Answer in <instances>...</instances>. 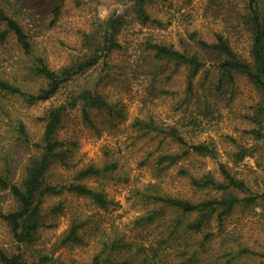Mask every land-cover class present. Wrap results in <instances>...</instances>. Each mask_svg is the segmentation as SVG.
<instances>
[{"label": "rangeland", "instance_id": "1", "mask_svg": "<svg viewBox=\"0 0 264 264\" xmlns=\"http://www.w3.org/2000/svg\"><path fill=\"white\" fill-rule=\"evenodd\" d=\"M14 1L18 8L21 7L22 20L31 28L30 33L37 47L44 50L47 63L54 69L82 56L85 50L80 44L83 33L96 29L112 14H121L126 19L118 35L122 48L113 51L107 60L110 65L123 67L122 71H117L115 76L113 73L106 74L104 65L100 62L75 79L72 84L77 88L73 85L68 87L78 90L94 87L102 91L109 101L122 109L124 117L111 118L103 112L94 111L91 121L94 126L91 127L82 122L78 111L67 112L59 136L70 142L71 150L66 164L54 163L47 173V181L68 182L78 169L87 164L101 166L106 160L114 159L120 166L119 175L117 173L113 178L85 177L81 182L101 187L115 203L101 209L72 192L48 196L43 202V209L51 226L40 228L35 241L22 246L24 258L28 262H37L41 256H47L46 262L39 264L90 263L93 254L99 249L97 235L93 236L94 233L86 236L82 245H59L61 236L68 229L71 215L78 212L81 216L98 222L106 233L116 227L124 234L125 240L140 242L146 247L158 246L159 241L173 231L167 244V250L171 254L168 258L170 261L175 256L172 248L180 247L176 249L182 248L186 252L195 253L193 260H198L199 264H222L228 259L229 264H264L263 201L235 205L225 216L224 226L220 230L213 218L200 231L192 232L185 230L182 224L175 228L173 221L193 220L196 216L194 212L181 214L171 207L146 198L149 195L145 194L148 192L153 196L158 191L159 194L190 197L194 201L220 195L214 189L192 188L189 177L209 172L220 179L218 162L230 166L236 177L245 181L249 191L264 192V137L254 139L244 131L254 126L244 115L252 114L257 105L264 106V96L242 75H235L231 83L225 80L221 88L215 90L213 83L219 78L212 67L215 55L198 50L186 40L192 30H196L198 36L207 40L211 39L214 31L221 30L229 36L233 46L250 60V34L241 24V16L248 12V0H151L146 8L151 18L157 19L159 24H140L134 20L132 0ZM148 35L177 48H180V42L183 41L204 62L205 69L193 79L196 94L187 97L189 103L185 114L187 117L196 115L200 127H193L194 133L187 138L190 141L214 140L218 149L215 159L193 158L192 161H181L160 171L151 162V156L146 162L140 163L143 154L154 148L156 143L148 137L138 135V130L131 126L133 120L151 116L155 121L161 119L173 122L181 114L180 107L185 105L184 68L180 67L175 71L173 64L152 66V57L142 49V41ZM0 52L4 58L1 62L2 70L12 76L8 72L16 68L18 49L9 43L0 46ZM203 93H206L205 99L213 109V114L208 116L200 113L205 101L199 96ZM64 94L59 91L49 100L29 106L17 98L12 99L19 112L17 115L10 106L12 118L18 117L24 122L29 143L15 139L17 133L13 124L11 125V119L0 113V171L6 166L12 179H19L27 158L36 152L33 143L39 141L42 132L38 116L43 115L49 106L62 102ZM198 101L200 103L195 109L194 103ZM238 144L249 149V154L234 163L229 153ZM170 147L175 149V146ZM153 154L156 152L153 151ZM5 162L7 164L3 165ZM181 167L186 170L185 173L180 171ZM124 177L127 178L126 181L123 180ZM149 183L156 184L157 188L146 189ZM236 194L245 195L240 191ZM58 202H62L63 211L57 215L48 213ZM12 203L8 193L0 191L2 209H10ZM150 213L154 214L152 220L137 223L139 216ZM206 233H211L212 236L205 239ZM164 245L162 244L163 247ZM0 246L8 251H12L15 246L2 221Z\"/></svg>", "mask_w": 264, "mask_h": 264}, {"label": "trees", "instance_id": "2", "mask_svg": "<svg viewBox=\"0 0 264 264\" xmlns=\"http://www.w3.org/2000/svg\"><path fill=\"white\" fill-rule=\"evenodd\" d=\"M150 1L132 0L133 17L140 24L160 23L157 19L151 18L147 11L146 6ZM246 7L248 12L241 16V24L250 34L248 37L250 39L248 46L250 60L233 46L229 36L221 30L214 31L210 40L198 36V32L192 30L188 33L186 40L198 50L215 55L212 67L219 76L217 82L213 83L215 90L220 89L225 80L231 83L234 81L235 75H242L264 96V0H248ZM22 18L21 7L18 8L14 0H0V46L9 43L15 45L19 58L15 62L16 68L10 69L12 72H8L12 76H8L6 71L2 70L1 62L4 58L0 52V113L11 119V125L13 124V129L17 133L15 139L30 142L24 122L18 117L12 118L13 112L19 115L12 99L17 98L29 106L49 100L59 91L64 94V90H67L62 102L49 106L43 115L38 116L37 119L42 123V132L39 141L33 143L36 152L27 158L19 179H12L6 166L0 171V191L8 193L13 201V206L7 210H3L0 205V221L5 223L15 245L12 251L0 246V264L46 262L47 256H41L37 262H28L24 258L22 250V246L35 241L40 228L51 226L46 220L47 214L43 209L45 199L50 195L72 192L93 206L106 209L115 202L107 197L101 187L88 186L81 180L85 177L100 176L113 178L120 169L116 160L108 159L101 166L90 163L78 169L68 182L47 181V173L51 166L54 163L66 164L67 156L71 150L70 142L59 136L67 112L78 111L82 122L91 127L94 126L91 123L94 111L103 112L111 118L124 117L122 109L109 101L107 95L102 91L94 87L79 90L68 87L73 85L72 83L79 75L96 67L100 62L104 65L103 70L106 74L113 73L112 75L115 76L117 71H122L123 67H118L117 64L110 65L107 60L113 51L122 48L118 35L126 23V19L121 14H112L96 29L83 33L80 44L85 50L82 56L54 69L47 63L44 50L37 47L38 45L30 33L31 28ZM142 49L146 55L152 57V66L173 64L175 71L183 67L186 76L183 99L185 105L180 107L179 117L177 116L173 122H169L161 119L155 121L151 116H148L135 118L131 123V126L138 130V135L148 137L156 143L154 148L148 149L143 154L140 163L146 162V159L151 156V162L160 171L181 161H192L193 158L211 157L215 159L218 156V149L214 140L209 142L190 141V138H187L194 133L193 127L194 129L200 127L196 115L187 117L185 114L188 109V99L196 94L193 90V79L205 69L204 62L195 51L188 49L187 44L183 41L180 42V48H177L173 44L148 35L142 41ZM19 77H23V79L20 80ZM199 97H203L201 100L205 101L204 109L200 113H204L205 116L213 114V109L205 99L206 93ZM198 103L200 101L194 103L195 109H197ZM10 106L13 108V112ZM244 116L254 124L251 129L244 130L245 133L252 135L254 139L263 138L264 106L257 105L252 114ZM13 135L15 134L13 133ZM170 146H175V149L172 150ZM153 151L156 154H153ZM247 154H249V149L238 144V147L231 150L229 157L234 163H237ZM5 164L7 162L3 163V165ZM180 169L182 173H185L184 168ZM217 170L220 179H216L209 172L189 177L192 188L196 190L214 189L219 191L220 195L194 201L190 197L159 194L157 191L153 196L145 192L147 196L149 195L146 198L171 207L181 214L193 212L196 214L195 218L190 221L174 220L175 228L182 224L185 230L197 232L214 218L220 230L224 226L225 216L235 205L239 203L252 204L257 200L264 202V192L249 191L245 181L237 178L234 170L226 163L218 162ZM123 180L126 181L127 178L124 177ZM150 188H157V185L147 184L146 189ZM238 191L245 195L239 196L236 194ZM62 211L63 204L58 202L47 212L57 215ZM144 215L138 217L137 223L150 221L154 217L152 213ZM91 233H94L93 236L97 235L99 249L93 254L90 263L80 264H191L192 262L199 264L198 260H193L195 253L186 252L182 248L176 249L180 247L172 248L175 250L174 260L168 259L171 254L167 250V244L173 231L159 241L158 246L149 245L146 247L140 242L125 240L124 234L116 227L106 233L98 222L81 216L78 212L71 215L68 229L61 236L59 245H82L86 241V236ZM211 236V233H206L205 239ZM162 244H165L164 247ZM229 263V259L222 262V264ZM58 264L77 263L59 262Z\"/></svg>", "mask_w": 264, "mask_h": 264}]
</instances>
